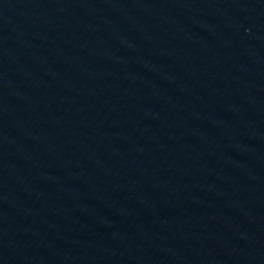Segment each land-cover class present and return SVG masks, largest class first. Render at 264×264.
<instances>
[{
    "label": "water",
    "instance_id": "1",
    "mask_svg": "<svg viewBox=\"0 0 264 264\" xmlns=\"http://www.w3.org/2000/svg\"><path fill=\"white\" fill-rule=\"evenodd\" d=\"M0 264H264V0H0Z\"/></svg>",
    "mask_w": 264,
    "mask_h": 264
}]
</instances>
